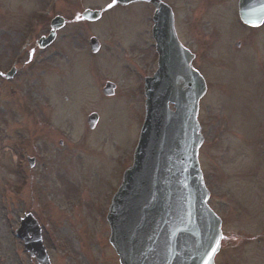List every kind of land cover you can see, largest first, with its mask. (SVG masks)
<instances>
[{
	"label": "rangeland",
	"instance_id": "374dc122",
	"mask_svg": "<svg viewBox=\"0 0 264 264\" xmlns=\"http://www.w3.org/2000/svg\"><path fill=\"white\" fill-rule=\"evenodd\" d=\"M48 1L0 0V68L28 36L21 31L27 15L43 12ZM111 1H55L48 19L69 20L59 41L32 53L34 39L49 29L48 20L37 23L30 46L20 51V63L27 64L12 80H0V264H36L14 235L26 213L42 228L51 264H117L105 214L121 170L131 164L142 120L153 10L141 2L117 8ZM165 1L207 80L199 104V161L209 204L222 219L214 263L264 264V23L243 29L236 0ZM85 9L103 13L87 23ZM91 36L101 47L95 57L87 53ZM107 81L116 84L111 97L100 92ZM92 111L100 116L95 131L85 122ZM20 145L36 158L32 168L16 173Z\"/></svg>",
	"mask_w": 264,
	"mask_h": 264
},
{
	"label": "water",
	"instance_id": "95a60500",
	"mask_svg": "<svg viewBox=\"0 0 264 264\" xmlns=\"http://www.w3.org/2000/svg\"><path fill=\"white\" fill-rule=\"evenodd\" d=\"M148 1L155 6L158 70L145 80V119L133 165L125 171L107 215L108 240L121 264H213L220 223L205 204L208 196L197 163L202 139L196 116L205 87L191 74L188 56L185 70L171 59L179 43L170 9L158 0ZM238 7L240 19L251 26L264 19V7L247 13L244 0H239ZM98 15L83 14L92 19ZM169 103L175 111L169 110ZM27 223L33 224L30 216L18 230L19 236L31 230ZM27 247L40 264H48L38 242Z\"/></svg>",
	"mask_w": 264,
	"mask_h": 264
},
{
	"label": "flooded vegetation",
	"instance_id": "af4514ba",
	"mask_svg": "<svg viewBox=\"0 0 264 264\" xmlns=\"http://www.w3.org/2000/svg\"><path fill=\"white\" fill-rule=\"evenodd\" d=\"M66 25V24H65ZM64 25V26H65ZM63 26V27H64ZM61 30V29H60ZM59 30V31H60ZM58 31L56 32V34L58 35ZM57 37V36H56ZM55 37V39H54V41L51 43V46H53V45H56V43L59 41L57 38ZM181 43L183 44V45H185V40L184 39H181ZM54 50H55V48H54ZM16 52H17V50H16ZM194 56H195V58H193V60H192V65H193V68L195 69V70H197V71H199L198 70V68H197V60H198V58H197V56H196V54L194 53ZM148 57L149 56H147V58L146 59H148ZM32 59H31V56L29 57L28 56V60L27 61H31ZM4 61H5V59H4ZM8 63L10 62L9 61V59L8 60H6ZM4 63V62H3ZM27 64V62H24L23 64L22 63H20L19 62V67L21 68V65L22 66H24V65H26ZM19 67L17 66L15 69H14V73L11 75V77H7V75H6V77L5 76H3V75H1L0 74V80L1 81H10L11 79H13L14 77H15V75L17 74V71L19 70ZM148 68H153V58L150 60V67H148ZM53 71V73L54 72H56L57 70L56 69H53L52 70ZM96 128V127H95ZM60 143H62V141L60 142ZM22 147V146H21ZM22 150V149H21ZM23 150H25V149H23ZM23 154V156H25V152H23L22 153ZM27 161H28V159H27ZM15 168H17L16 170H15V172H20L21 170H22V168H24V158H19V160H18V164L17 165H15Z\"/></svg>",
	"mask_w": 264,
	"mask_h": 264
},
{
	"label": "snow or ice",
	"instance_id": "6c2138e0",
	"mask_svg": "<svg viewBox=\"0 0 264 264\" xmlns=\"http://www.w3.org/2000/svg\"><path fill=\"white\" fill-rule=\"evenodd\" d=\"M109 7H112V5L110 4ZM212 252H215V249H212ZM205 264H207V261L205 262Z\"/></svg>",
	"mask_w": 264,
	"mask_h": 264
}]
</instances>
